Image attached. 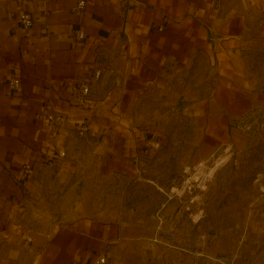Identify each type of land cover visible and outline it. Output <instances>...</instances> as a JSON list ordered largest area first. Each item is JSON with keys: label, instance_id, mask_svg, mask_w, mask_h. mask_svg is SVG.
<instances>
[{"label": "rangeland", "instance_id": "obj_1", "mask_svg": "<svg viewBox=\"0 0 264 264\" xmlns=\"http://www.w3.org/2000/svg\"><path fill=\"white\" fill-rule=\"evenodd\" d=\"M250 15L230 69L212 50L159 77L97 59L89 130L42 125L52 153L18 227H119L105 264H264V11Z\"/></svg>", "mask_w": 264, "mask_h": 264}, {"label": "crops", "instance_id": "obj_2", "mask_svg": "<svg viewBox=\"0 0 264 264\" xmlns=\"http://www.w3.org/2000/svg\"><path fill=\"white\" fill-rule=\"evenodd\" d=\"M79 1L0 0V264H98L118 236L119 227L91 220L39 232L15 223L29 194L26 167L52 153L40 133L43 118L52 112L80 123L88 105L73 102L74 89L97 59L159 77L212 50L220 70L230 69L250 13L264 11V0H85L78 12ZM23 12L34 20L30 37L19 23Z\"/></svg>", "mask_w": 264, "mask_h": 264}, {"label": "built area", "instance_id": "obj_3", "mask_svg": "<svg viewBox=\"0 0 264 264\" xmlns=\"http://www.w3.org/2000/svg\"><path fill=\"white\" fill-rule=\"evenodd\" d=\"M86 7V1L85 0H80L79 3L77 4L76 11L81 12L85 9ZM19 23L24 31V36L25 37H30L33 34V28H34V20L31 17V15L28 12H23L19 16ZM85 38V34L82 31H79L76 34V39L78 41H81ZM102 74V71L99 69H95L88 77L86 80L82 81L79 83L75 89H74V98L73 102L77 105H86L87 103H90V97L92 93V82L98 80ZM9 85L11 88H18L20 85V80L19 79H13ZM44 123L51 125V126H56V125H61L65 122V118L62 115H58L52 112H48L45 114L43 118ZM80 125V130L82 131V134L87 132L89 130V126L87 123L82 122L79 123ZM32 168L30 166H27L25 169L26 175L31 174ZM107 262V258L105 255H99L97 258V263L98 264H105Z\"/></svg>", "mask_w": 264, "mask_h": 264}]
</instances>
